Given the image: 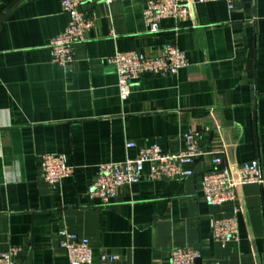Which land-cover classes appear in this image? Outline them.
Masks as SVG:
<instances>
[{
  "label": "crops",
  "instance_id": "1",
  "mask_svg": "<svg viewBox=\"0 0 264 264\" xmlns=\"http://www.w3.org/2000/svg\"><path fill=\"white\" fill-rule=\"evenodd\" d=\"M145 0L83 7L93 26L73 61L51 62L49 43L68 17L60 0H0V252L15 264H68L58 232L89 241L93 261L114 254L126 264H170L174 247L200 253L199 264H264V185L237 189L236 200L207 205L201 175L256 160L264 180V0L195 4L188 18L163 20L149 34ZM171 43L187 66L176 75H145L126 101L117 91L116 52L160 55ZM197 135L210 153L180 181L121 189L110 205L86 194L100 164L157 144L176 154ZM44 155H61L74 173L55 185L41 176ZM147 171V167L145 168ZM237 207L238 240L212 239V221Z\"/></svg>",
  "mask_w": 264,
  "mask_h": 264
},
{
  "label": "built area",
  "instance_id": "2",
  "mask_svg": "<svg viewBox=\"0 0 264 264\" xmlns=\"http://www.w3.org/2000/svg\"><path fill=\"white\" fill-rule=\"evenodd\" d=\"M116 0H60V7L67 15V25L61 33L51 39L49 50L51 62L66 67L73 61L74 47L84 43L93 26V20L83 7L91 4L110 5ZM222 1L228 11L234 9L236 0H145L142 17L149 34L160 31L163 20L180 21L189 17L195 4ZM108 65L115 68L117 91L121 101H126L131 93L133 82L145 75L161 77L174 76L187 66L183 53L175 45L168 43L160 55H144L137 51L116 52L106 59ZM126 149H136L133 157L126 156L119 162L100 164L86 194L101 205H110L121 189L137 185L142 181H180L193 175L192 162L209 155L200 146L197 135L187 133L184 136V148L176 154L165 153L157 144L136 147L135 143L126 144ZM213 168L204 172L200 179V190L204 202L219 207L236 200V191L245 185H264L259 163L256 160L235 165L231 171L222 166L219 155L212 157ZM147 167V171L145 168ZM74 167L61 155H44L40 159L39 170L45 182L55 185L71 177ZM237 207L233 206L229 217L212 221V239L223 245L238 240ZM58 248L64 251L68 264H91L92 251L88 239L74 232H58ZM18 249L0 252V264H15L14 256ZM200 253L188 247H174L170 254V264H199ZM98 264H126L114 254H101ZM219 264V263H212Z\"/></svg>",
  "mask_w": 264,
  "mask_h": 264
}]
</instances>
